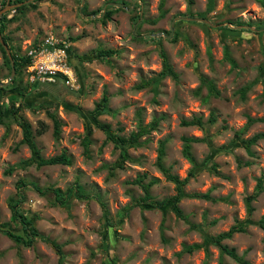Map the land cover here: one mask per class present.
I'll return each instance as SVG.
<instances>
[{
  "label": "rangeland",
  "instance_id": "obj_1",
  "mask_svg": "<svg viewBox=\"0 0 264 264\" xmlns=\"http://www.w3.org/2000/svg\"><path fill=\"white\" fill-rule=\"evenodd\" d=\"M113 3L121 8L104 18ZM159 3L10 0L1 8L0 33L11 53L23 55L39 42L67 47L77 83L31 89L22 65L12 77L15 90H0V264H240L210 239L234 225L243 230L222 243L251 264H264V229L257 223L264 215V189L251 202V213L246 206L258 180L264 187V6L259 0H213L208 10V0H165L159 16ZM98 49L115 53L98 59ZM162 51L175 77L163 73ZM9 68L0 48L3 81ZM205 79L218 96L208 94ZM103 93L107 107L94 116ZM12 110L31 124L43 157L65 151L70 163L21 166L30 150ZM50 115L59 120L58 136ZM195 117L201 126L183 124ZM248 118L241 138L261 134L249 151L234 138ZM153 120L156 127L133 147L112 142L99 126L109 124L127 137ZM183 137L192 139L194 163L182 154ZM160 146L163 166L185 180L179 202L185 219L168 206H153L176 192L156 165ZM123 149L128 157L113 168ZM136 178L151 182V198L141 205L136 201L144 192ZM76 184L87 197L75 194ZM56 188L60 198L66 195L62 202ZM11 204L36 229L29 246L4 232L22 229ZM195 243L200 248L184 250Z\"/></svg>",
  "mask_w": 264,
  "mask_h": 264
},
{
  "label": "trees",
  "instance_id": "obj_2",
  "mask_svg": "<svg viewBox=\"0 0 264 264\" xmlns=\"http://www.w3.org/2000/svg\"><path fill=\"white\" fill-rule=\"evenodd\" d=\"M3 5L1 6L4 7V5L9 4L10 0H3ZM1 2V4H2ZM187 2L190 4L192 3V0H187ZM259 2L261 3V5L264 6V0H259ZM212 3L213 0H208V10H211L212 8ZM165 4V0H160L159 3V10H160V14L159 16L164 15V7ZM121 7L120 6H110L105 14H104V18H108L114 11L119 10ZM191 16L196 15V14H189ZM197 15H201V14H197ZM5 19V13L3 15L0 16V31H2V29L4 28V24H3V20ZM152 23H155L156 21H151ZM173 38L175 39L177 37V33L173 34ZM75 40V38L73 39ZM0 48L2 51V55L5 58L6 63L9 65V59L5 53V50L3 49V47L0 44ZM115 53L114 50L111 49H98L95 53V56L98 59L103 58L104 56H110L113 55ZM161 56H162V62H163V73H168L172 76H176V73L172 70V67L170 66V64L168 63L167 57L164 54V52H161ZM12 57L14 59V65L16 67V71H18L20 69V67L22 66L23 63V59L16 55L15 53L12 54ZM226 59L232 64V66H235V61L229 56L226 55ZM13 82V81H12ZM149 81H147L146 83L140 84L138 87H142L148 84ZM205 82L207 83V90H208V94H213L214 96H218L219 95V90L215 87L214 83L210 80L205 79ZM263 84H264V79H263ZM7 87L11 88L12 90H15V87H13L12 83H10ZM6 87H0V90H4ZM241 92V96L242 98L245 97V92H246V87L242 88L240 90ZM109 100V95L107 94H102L100 100L95 104L94 109L92 110V113L94 114V116H98L100 114H102L104 112V110L107 107V103ZM11 116L13 117L14 121L18 124V126L21 129V133H22V141L27 145V147L30 150V156L25 159L24 161L21 162V166H29V165H35L36 167H41V166H46V165H55V164H69L70 163V159L68 158L67 154L65 151L60 152L59 154H56L54 156L51 157H43L41 154V151L39 149V147L37 146L36 142L33 139V134H32V130H31V124L22 116L18 115L17 112L15 110L11 111ZM53 121V135L54 136H58L59 135V120L56 119L54 117V115H50ZM214 117H210L209 121L213 120ZM252 121V119L248 118L247 122L245 123V125L238 130L237 132L234 133V138L239 141L240 145L246 149L247 151H249L250 146L253 145L258 138L261 136V134H256L251 136L250 138L246 139V138H241L242 133H244L247 128L250 125V122ZM0 124H5V116H4V112L2 110V108L0 107ZM157 124V120H153L151 125L147 126H143L141 123L138 124L137 129L132 131L129 136H119L116 133H114L111 129L109 124H99L100 128L105 132L106 134V138L110 139L112 142H119L120 145H127L129 147H133L139 144L138 140L139 138H141L143 135H145L146 133L149 132V130L153 129L156 127ZM184 125H198L201 126L202 122L201 119L198 117L192 118V120L189 121H183ZM38 133H42L41 131H37ZM183 147H182V154L185 158H187L191 163H194V159L192 156V152H191V138L188 137H183ZM89 138L87 136H85L83 138L82 144L84 146V152L85 154L88 153L87 150V146L89 143ZM121 158L116 161L113 165H111L113 168L116 167H122L123 161L125 160V158L128 157L127 155V151L125 149H123L121 151ZM164 154V149L162 146H160L159 148V153H158V160L156 165L158 166L159 170L163 173V175L165 176V178L169 181H171L172 183H174L175 186V194L170 196V197H166L163 198L159 201H156L153 206L156 207H163V206H168V208L175 214L176 217L180 218V219H185V216L179 206V202L181 200V198L184 196L183 193V185L185 184V180L182 181L178 178V176H176L175 174H172L167 168H165L162 164V155ZM13 170V167H9L7 169V173H11ZM134 183L138 184L141 189L144 192V196L142 197V199L137 200L136 204L137 205H141L142 203H146L151 197L149 194V187H150V183H143L142 178H136L133 180ZM262 181L258 180V184L256 186V192L253 194H250L247 196L246 198V206H247V211L248 213H251L253 211V206L251 205V202L253 201V199L256 197L257 192L261 191L264 189V187L261 184ZM73 188L75 189V194L79 197H87V195H84L81 192V187L79 185H74ZM55 196H56V200L59 202H62L64 200V198L66 197H59L61 194V190L56 188L53 189ZM71 192V188H68V194ZM204 197H208V195L204 194L202 195ZM11 208V212H12V217L16 222H19L22 224V229L20 232H14L12 230L10 231H4L6 232L11 238H13L15 241L22 243L24 246H29L32 241L34 240V235H36V229L35 227L31 224V222L29 220H27L24 215H22L16 204H11L10 205ZM129 206L126 207L125 209V213L127 212V210H129ZM258 225L264 229V215L257 221ZM243 228L241 226H237L234 225L232 227H230V229H228L227 231L221 232L219 234H217L215 237H211L210 239L218 246L219 251L222 254H226L229 257L233 258L236 262L240 263V264H251L247 259H245L243 256L239 255L234 248L232 247H228L226 244L222 243V241L226 238H229L232 236L233 233L235 232H239L242 231ZM200 244H192V245H185L183 248L185 251L187 252H191L194 249H198L200 248Z\"/></svg>",
  "mask_w": 264,
  "mask_h": 264
},
{
  "label": "built area",
  "instance_id": "obj_3",
  "mask_svg": "<svg viewBox=\"0 0 264 264\" xmlns=\"http://www.w3.org/2000/svg\"><path fill=\"white\" fill-rule=\"evenodd\" d=\"M27 73L31 82L53 83L58 78L74 86L75 78L67 60L66 50L52 42L31 45L27 52Z\"/></svg>",
  "mask_w": 264,
  "mask_h": 264
},
{
  "label": "clouds",
  "instance_id": "obj_4",
  "mask_svg": "<svg viewBox=\"0 0 264 264\" xmlns=\"http://www.w3.org/2000/svg\"><path fill=\"white\" fill-rule=\"evenodd\" d=\"M113 4H115V3H113ZM0 6H1V1H0ZM115 6H118V4H115ZM0 10H1V7H0ZM14 10H15V7H12V11H14ZM0 34H1V33H0ZM3 41H4V40H3ZM4 42H5V41H4ZM0 44H1V43H0ZM53 44H54V43H53ZM54 45H55V47L64 48V49L66 50L68 64H69L70 69L72 70V72H73V74H74L75 83H77V82H76V75H75V72H74L73 67H72V65H71V61H70V57H69V54H68V49H67V47H62V46H60V45H56V44H54ZM1 46H2V45H1ZM30 46H31V45H30ZM30 46H29V47H30ZM29 47H27V49H26L25 53H23V55H19V56L23 59V63H22V65L24 66V68H25V70H26L27 78H28V73H27L28 58L26 57V52H27V50H28ZM3 49H4V48H3ZM8 49H9V48H8ZM9 52H10V50H9ZM5 53H6V51H5ZM10 54H11V56H12L13 53L10 52ZM6 55H7V53H6ZM7 57H8V55H7ZM8 59H9V58H8ZM12 59H13V57H12ZM13 62H14V59H13ZM9 67H10V60H9ZM14 67H15V65H14ZM9 70H11V68H9ZM15 72H16V67H15ZM9 75H10V72H9ZM8 77H9V76H8ZM8 77L5 78V79H6L5 81H3L2 78L0 79V81H1V82H6L7 79H8ZM28 80H29V78H28ZM57 81H61V82H62L63 80L60 79V78H58L55 82H57ZM29 82H31V81L29 80ZM55 82H53V83H35V82H31V83H32L31 89H35V90L40 89V90H43V89H45V88L47 87L46 84H50V85H52V84H54ZM63 82H64V81H63ZM10 83H12V78H11V80H10V82H9L8 84H6V85H2V86H0V87H6V86H8Z\"/></svg>",
  "mask_w": 264,
  "mask_h": 264
},
{
  "label": "water",
  "instance_id": "obj_5",
  "mask_svg": "<svg viewBox=\"0 0 264 264\" xmlns=\"http://www.w3.org/2000/svg\"><path fill=\"white\" fill-rule=\"evenodd\" d=\"M6 9H7V7L4 10H6ZM0 12H2V10H0ZM170 36H171V34L166 35L167 38H169ZM0 43H1L2 47L4 48V50L6 51L7 55H8V58L10 60V68H11L10 75H9L7 81L6 82H1L0 81V86H2V85H6V84H8L10 82L11 78L15 74V67H14V62H13L12 56H11V54L9 52V49H8L6 43L3 41L2 37H1V34H0Z\"/></svg>",
  "mask_w": 264,
  "mask_h": 264
}]
</instances>
